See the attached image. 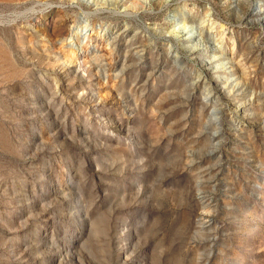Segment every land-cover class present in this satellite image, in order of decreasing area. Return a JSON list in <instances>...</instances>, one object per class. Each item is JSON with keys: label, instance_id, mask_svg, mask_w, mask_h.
<instances>
[{"label": "rangeland", "instance_id": "1", "mask_svg": "<svg viewBox=\"0 0 264 264\" xmlns=\"http://www.w3.org/2000/svg\"><path fill=\"white\" fill-rule=\"evenodd\" d=\"M0 264H264V0H0Z\"/></svg>", "mask_w": 264, "mask_h": 264}, {"label": "bare ground", "instance_id": "2", "mask_svg": "<svg viewBox=\"0 0 264 264\" xmlns=\"http://www.w3.org/2000/svg\"><path fill=\"white\" fill-rule=\"evenodd\" d=\"M257 14V13H256ZM260 14V13H259ZM195 38V37H194ZM194 38H192L191 36H189V37H186V38H182L184 41H187V42H190V41H192ZM199 44L198 45H195L194 47H191V48H188V47H181L182 49H188V52H190L191 54H199L200 53V50H199ZM203 48V47H202ZM217 80V79H216ZM205 80L203 79V80H199V82H204ZM209 98V97H208Z\"/></svg>", "mask_w": 264, "mask_h": 264}]
</instances>
